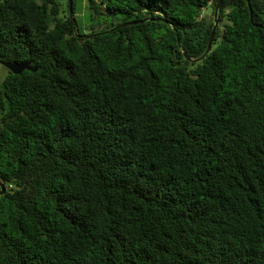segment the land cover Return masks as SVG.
<instances>
[{
    "label": "trees",
    "instance_id": "16d2710c",
    "mask_svg": "<svg viewBox=\"0 0 264 264\" xmlns=\"http://www.w3.org/2000/svg\"><path fill=\"white\" fill-rule=\"evenodd\" d=\"M63 1L0 0V264H264V0Z\"/></svg>",
    "mask_w": 264,
    "mask_h": 264
},
{
    "label": "water",
    "instance_id": "95a60500",
    "mask_svg": "<svg viewBox=\"0 0 264 264\" xmlns=\"http://www.w3.org/2000/svg\"><path fill=\"white\" fill-rule=\"evenodd\" d=\"M70 3H69V10H70V16L71 18L73 19V21L75 22V17H74V14H73V7H72V3H73V0H69ZM248 3H249V0H248ZM221 4H222V0H218L217 2V5H216V8H215V22H214V25H213V28H212V31H211V34H210V38H209V41H208V45H207V49L205 50L204 54L200 57V58H197V59H191L189 58L187 52H185L182 48V51L185 55V57H187L188 60H192V61H200L202 60L206 55L207 53L209 52V50L211 49L212 47V44H213V38H214V34H215V31H216V28L218 26V11L221 7ZM249 5V10H250V15L251 17L253 16V10H252V7L250 5V3L248 4ZM137 22H128V23H125V24H120L118 26H116L115 28H119V27H123V26H127V25H130V24H136ZM110 30H107V31H101V32H98L97 34H103V33H108ZM76 34L79 35V30H78V27H76ZM87 37L91 36V35H86ZM178 43L180 44V40L178 39ZM181 47V46H180ZM4 66L9 70L11 71L12 73L14 74H20L22 73L25 69H28V70H31V71H35L37 68H33L29 62H22V63H19V62H8L6 64H4ZM0 186L2 187V190H5L4 186L0 184Z\"/></svg>",
    "mask_w": 264,
    "mask_h": 264
},
{
    "label": "rangeland",
    "instance_id": "374dc122",
    "mask_svg": "<svg viewBox=\"0 0 264 264\" xmlns=\"http://www.w3.org/2000/svg\"><path fill=\"white\" fill-rule=\"evenodd\" d=\"M63 2H65V0ZM87 6H88L87 0H80L78 2V5H77V16L80 18L81 21H84L85 15H87V13H88V7ZM86 19H87V17H86ZM80 26H81L82 30H84V27H83L82 23H80ZM4 69H5V67H3V70H2L3 72H4Z\"/></svg>",
    "mask_w": 264,
    "mask_h": 264
},
{
    "label": "crops",
    "instance_id": "0c3cea01",
    "mask_svg": "<svg viewBox=\"0 0 264 264\" xmlns=\"http://www.w3.org/2000/svg\"><path fill=\"white\" fill-rule=\"evenodd\" d=\"M3 67H5L2 63H0V81L6 76V74L8 73V69L5 67L4 72Z\"/></svg>",
    "mask_w": 264,
    "mask_h": 264
}]
</instances>
